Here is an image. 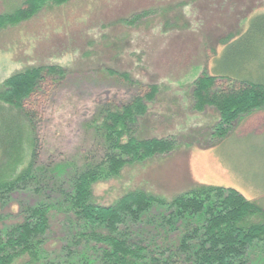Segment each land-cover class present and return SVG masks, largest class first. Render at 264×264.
I'll return each mask as SVG.
<instances>
[{"label": "rangeland", "instance_id": "rangeland-1", "mask_svg": "<svg viewBox=\"0 0 264 264\" xmlns=\"http://www.w3.org/2000/svg\"><path fill=\"white\" fill-rule=\"evenodd\" d=\"M23 1L0 0V14ZM143 12L135 24L125 22ZM260 12L264 0H70L2 28L0 85L31 67L58 66L63 73L47 75L39 89L37 159L25 143L11 152L12 160L5 158L21 159L16 173L30 167L31 177L0 195V239L25 221L26 209L46 205L43 259L35 264H102L103 245L69 204L74 179L86 171L98 174L91 201L101 206L135 190L170 200L202 184L235 188L264 205V108L242 116L234 128L224 126L226 134L217 138L218 111L213 105L197 109L193 95L195 79L214 72L224 43ZM152 86L155 96L143 98L145 115L120 142L167 137L175 148L141 161L123 157L119 173L106 177L105 156L114 150L104 112L121 109ZM30 132L25 136L32 138ZM6 162L2 172L11 165ZM162 213L154 205L138 223L127 219L120 227L128 225L147 251L162 250L165 259L180 245L183 226L169 227ZM175 264L189 263L180 254ZM245 264H264V246L250 247Z\"/></svg>", "mask_w": 264, "mask_h": 264}, {"label": "trees", "instance_id": "trees-1", "mask_svg": "<svg viewBox=\"0 0 264 264\" xmlns=\"http://www.w3.org/2000/svg\"><path fill=\"white\" fill-rule=\"evenodd\" d=\"M68 1L24 0L20 7L0 14V30L32 18L49 3L60 5ZM146 13L135 14L125 22L135 24ZM213 71L203 72L195 79L193 95L197 109L213 105L218 111L219 138L226 134L224 126L234 128L242 116L264 108V12L252 15L246 29L224 43ZM62 73L58 66L31 67L10 75L0 85V165L6 162L5 158L13 159L8 156L21 143L30 145V156L37 159L39 139L35 130L40 119L36 99L47 75ZM156 90L152 86L149 93L136 97L121 109L104 112L103 126L114 150L105 156L106 177L119 173L127 161L123 157L141 161L175 148V140L167 137H130L125 143L120 142L122 134L131 131L129 125L134 126L145 115L143 98L152 99ZM5 106L11 108L9 113H1ZM17 117L22 120L17 121ZM29 131L32 138L24 134ZM20 162L21 159L6 162L11 165L5 172L1 168L0 195L29 179L30 167L16 173ZM98 178L94 171L78 175L69 204L75 216L86 221L103 245L102 264H166L168 258L170 264H175L180 254L189 264H245L250 247L264 246V205L246 198L235 188L202 184L170 200L135 190L112 205L101 206L91 201V185ZM154 205L163 211L162 218L169 227L183 226L180 245L165 259L162 250L147 251L144 240L133 235L128 225L120 227L127 219L138 223L142 213ZM47 211L46 205L28 208L25 221L6 231L0 239V264H35L43 259L40 249L48 227Z\"/></svg>", "mask_w": 264, "mask_h": 264}]
</instances>
